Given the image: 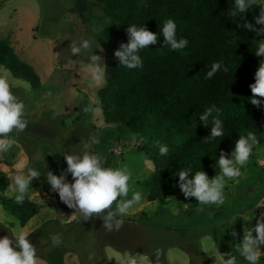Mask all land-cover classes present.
Here are the masks:
<instances>
[{"label": "rangeland", "instance_id": "1", "mask_svg": "<svg viewBox=\"0 0 264 264\" xmlns=\"http://www.w3.org/2000/svg\"><path fill=\"white\" fill-rule=\"evenodd\" d=\"M74 3L75 0H0V39L9 41L42 81V87L34 90L0 67V74L5 70L9 73L12 91L25 104L24 118L28 121L24 132L13 134L14 146L0 153V193L8 190L11 180L7 175L11 171H23L30 166L45 174L33 179L26 197L46 204L39 216L22 227L3 208V200L8 197L0 195V238L12 237L20 230L31 233L44 226L38 233L29 235V240L34 243L44 238L48 250L54 247L50 236L61 234L62 243L58 247L65 246L71 253L69 264H125L129 256H137L139 264H152L149 255L155 254L156 249L161 250L160 258L166 264H192L191 251L199 264H222L220 253L231 251L241 243L244 228L254 227L264 212V208L255 209V200L264 194V136L259 138L260 143L241 169L242 175L227 182L223 205H198L195 198L185 199L178 185L175 197L167 206L149 202L146 189L133 187V183L151 179V159L137 148L136 137L126 128L105 122L97 97L105 80L92 81L81 68V64L88 62L87 57L71 55V42L79 44L89 37L97 42L92 29L79 14L71 11ZM256 9L259 14V6ZM94 54L101 56L104 64L103 51L94 49ZM87 106L96 111L85 113L83 109ZM91 137L100 141L90 150L102 157L104 167H126L131 173L128 198L133 191L143 193L141 203L121 218L140 220L144 211L147 221H124L119 231L111 232L99 217L61 224V217L67 220L73 209L51 189L46 172L60 175L67 168L63 155L82 154L84 144ZM67 180L73 182L70 174ZM13 196L10 194V198ZM241 213L248 221L238 216ZM48 228L53 233L49 234ZM232 232L237 235L233 236ZM44 248L42 245L39 250L44 252ZM261 250L264 251V246ZM197 251L202 255L196 254ZM237 260L238 264H246L238 254ZM259 264H264V256Z\"/></svg>", "mask_w": 264, "mask_h": 264}, {"label": "trees", "instance_id": "2", "mask_svg": "<svg viewBox=\"0 0 264 264\" xmlns=\"http://www.w3.org/2000/svg\"><path fill=\"white\" fill-rule=\"evenodd\" d=\"M233 5L234 0H75L71 9L92 31L103 29L93 31L107 65L105 82L97 91L99 106L105 122L126 128L136 137L137 148L151 159V179L133 185L148 188V201L161 207L175 197L180 170L191 167L192 175L202 170L212 178L219 170L220 152L230 158L240 135L253 131L258 139L264 136V98L256 97L261 105H253L249 87L264 59L255 55L257 42L264 36L256 37L243 27L245 20L260 27L255 25L256 6L243 16L230 17ZM169 18L176 22L177 39L188 40L184 49L173 51L164 46L162 27ZM133 24L144 25L157 33L159 40L139 52L142 67L128 69L119 66L114 51L128 42L126 29ZM213 62H221L229 70L205 79ZM0 67L34 90L42 87L34 67L4 39H0ZM213 105L219 109L213 116L223 121L224 136L209 142L206 136L213 120L209 117L205 126L200 114ZM160 144L168 146L166 156L159 155ZM260 203H264V194L255 200L256 206ZM3 208L26 227L46 205L28 197L18 205L13 196L3 200ZM142 217L123 221L148 220L145 213ZM67 252L65 246H56L41 255L49 264H64ZM190 253L191 263L199 264ZM149 259L156 264L154 253ZM159 264L166 263L159 257Z\"/></svg>", "mask_w": 264, "mask_h": 264}, {"label": "clouds", "instance_id": "3", "mask_svg": "<svg viewBox=\"0 0 264 264\" xmlns=\"http://www.w3.org/2000/svg\"><path fill=\"white\" fill-rule=\"evenodd\" d=\"M253 6H259V14L254 17L255 27L251 22L245 20L243 25L249 32L255 33L256 37L264 36V0H234L230 17L243 16ZM94 32L103 31L97 28ZM128 42L121 43L119 48L114 51V56L119 62V66L128 69H135L143 66V61L139 55L142 49L149 48L150 45L157 44L159 37L157 33L148 30L144 25H129L126 29ZM176 22L169 18L164 21L162 36L164 46H170L173 51L184 49L188 45L186 38L177 39ZM71 55L87 57L86 63L81 64V68L90 75L94 82H102L105 76L107 65L101 63V56L94 54V49L103 48L92 37L85 38L79 44L71 42L69 46ZM255 55L264 57V39H259L256 45ZM228 67L221 62H213L210 70L206 72L205 79H211L218 71L228 72ZM9 73L5 70L0 74V153L9 151L16 143L13 135L22 133L26 130L28 121L24 118L25 104L12 91L9 81ZM255 82L250 84L252 98L251 103L257 107L261 105V100L256 97L264 98V59L259 63L258 69L254 74ZM85 113L95 112L96 109L87 106L83 109ZM219 113L215 105L208 107L200 114V120L208 126L209 117L213 123L207 140H215L224 136L223 121L213 113ZM141 137V142H143ZM100 141L96 137H91L90 141L84 144L82 154H64L67 168L62 170L60 175L53 174L52 171L46 172V180L51 189L59 195V199L68 208L73 209V214L65 219L61 217V224L74 220L88 221L93 217L103 220V226L108 231H119L123 226V219L120 217L127 215L130 210L139 205L143 199V193L133 191L131 198L129 182L131 173L126 167L113 168L104 167L102 157L91 151L93 144ZM259 139L253 131H247L246 135H240L235 142L234 150L230 158L224 151L220 152L216 167L219 173L209 178L205 171H196L192 175V168L180 170L178 172V186L185 199L195 198L198 205H216L217 207L225 203V188L228 181L237 180L241 175L253 149L259 144ZM159 155L166 156L169 152L167 145L158 146ZM17 165V168H22ZM71 174L72 181L68 182L67 175ZM42 173L33 167H26L23 171H11L7 177L11 180L8 190L0 193L10 198L14 194V202L22 205L29 193L33 179H39ZM113 205L115 209L113 210ZM264 208V203L257 204L255 209ZM203 211V208H199ZM243 220L248 221L244 213L239 214ZM237 216V217H238ZM237 217L234 219L236 220ZM255 233V235H253ZM233 236L237 234L231 233ZM29 233L20 230L14 232L12 237L8 235L0 238V264H42L37 256L36 247L28 238ZM50 240L54 247L62 243L61 234H53ZM264 212H261L256 220L254 227H245L243 240L228 252L220 253L222 264H238L237 254L243 257L246 264H259L264 251ZM161 250H155L159 264ZM125 264H139L137 256H129Z\"/></svg>", "mask_w": 264, "mask_h": 264}, {"label": "crops", "instance_id": "4", "mask_svg": "<svg viewBox=\"0 0 264 264\" xmlns=\"http://www.w3.org/2000/svg\"><path fill=\"white\" fill-rule=\"evenodd\" d=\"M133 187H135L134 185H133ZM137 188H143V187H137ZM146 189V196H147V193H148V188H145ZM145 196V197H146ZM147 198V197H146ZM43 204H45V203H43ZM46 205V204H45ZM46 209V208H45ZM44 209V210H45ZM43 210V211H44ZM42 211V212H43ZM41 212V213H42ZM143 213H145L146 214V216H148L147 215V213L146 212H141V214H143ZM39 216V215H38ZM36 218V217H35ZM46 225V224H45ZM27 227V226H26ZM43 227L44 226H41V227H38L37 229H35L33 232H31V233H29V235H31L32 233H38L41 229H43ZM48 231H50V228H48ZM50 233H53V232H49V234ZM48 237V236H47ZM46 240L44 239V238H40V239H37V241H35L34 243H33V245L37 248V250L36 251H39V253H37V256L40 258V261L42 262V264H49L48 263V261L45 259V258H43L42 257V251L41 250H39L40 248H41V246L43 245L45 248L44 249H46ZM50 249V248H49ZM47 250V249H46ZM71 256V253L68 251L67 253H66V255H65V257H64V264H69V257Z\"/></svg>", "mask_w": 264, "mask_h": 264}]
</instances>
